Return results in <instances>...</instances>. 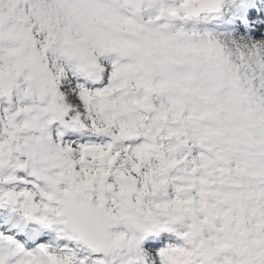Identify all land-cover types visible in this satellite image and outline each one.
<instances>
[{
    "label": "snow or ice",
    "instance_id": "6c2138e0",
    "mask_svg": "<svg viewBox=\"0 0 264 264\" xmlns=\"http://www.w3.org/2000/svg\"><path fill=\"white\" fill-rule=\"evenodd\" d=\"M0 264H264V0H0Z\"/></svg>",
    "mask_w": 264,
    "mask_h": 264
}]
</instances>
